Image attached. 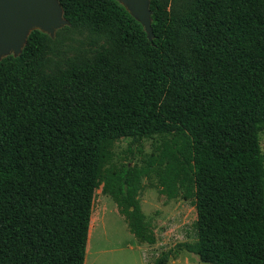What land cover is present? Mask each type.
I'll return each instance as SVG.
<instances>
[{
	"label": "trees",
	"instance_id": "16d2710c",
	"mask_svg": "<svg viewBox=\"0 0 264 264\" xmlns=\"http://www.w3.org/2000/svg\"><path fill=\"white\" fill-rule=\"evenodd\" d=\"M59 2L66 30L112 46L44 74L51 37L34 31L0 61V264H85L101 186L136 241L155 245L144 178L196 209V240L179 250L264 264V0H151L152 42L116 0ZM154 136L142 165L131 147L114 163L119 141Z\"/></svg>",
	"mask_w": 264,
	"mask_h": 264
},
{
	"label": "rangeland",
	"instance_id": "374dc122",
	"mask_svg": "<svg viewBox=\"0 0 264 264\" xmlns=\"http://www.w3.org/2000/svg\"><path fill=\"white\" fill-rule=\"evenodd\" d=\"M111 46L112 41L106 35L92 34L86 29L63 28L47 41L43 72L52 74L65 70L83 59L94 58L97 53ZM163 141V137L154 136L143 140L138 147L131 140L119 141L115 148L114 163L122 166L128 162L132 157L129 151L131 147L135 152L132 165H142L141 160L157 153ZM260 143L264 154V132L260 135ZM142 183L139 199L147 221L157 237V243L138 244L130 234L116 204L102 193L101 186L95 192L92 214L95 223L93 220L85 264H142L140 260L143 258L146 264H154L163 253L169 254L166 264H209L202 262L197 255L179 250L178 247L196 240L193 224L197 220V212L194 206L181 198L168 200L160 193L155 179L144 178Z\"/></svg>",
	"mask_w": 264,
	"mask_h": 264
},
{
	"label": "water",
	"instance_id": "95a60500",
	"mask_svg": "<svg viewBox=\"0 0 264 264\" xmlns=\"http://www.w3.org/2000/svg\"><path fill=\"white\" fill-rule=\"evenodd\" d=\"M139 22L153 41L151 0H116ZM70 22L59 0H0V61L19 57L29 36L40 31L54 38Z\"/></svg>",
	"mask_w": 264,
	"mask_h": 264
},
{
	"label": "crops",
	"instance_id": "0c3cea01",
	"mask_svg": "<svg viewBox=\"0 0 264 264\" xmlns=\"http://www.w3.org/2000/svg\"><path fill=\"white\" fill-rule=\"evenodd\" d=\"M138 244L140 245V243H138ZM138 247H139V246H138ZM142 258H143V256H142ZM142 258H141V259H142ZM140 261H141L142 264H146L144 258H143L142 260H140ZM137 262H138V260H137ZM138 264H139V263H138Z\"/></svg>",
	"mask_w": 264,
	"mask_h": 264
},
{
	"label": "bare ground",
	"instance_id": "6f19581e",
	"mask_svg": "<svg viewBox=\"0 0 264 264\" xmlns=\"http://www.w3.org/2000/svg\"><path fill=\"white\" fill-rule=\"evenodd\" d=\"M94 220V223H95V219H93ZM91 228H93V225H92V227ZM92 233V232H91ZM90 255V254H89Z\"/></svg>",
	"mask_w": 264,
	"mask_h": 264
}]
</instances>
